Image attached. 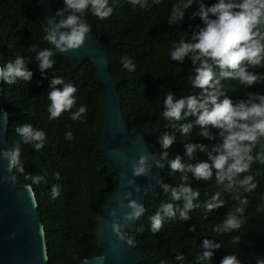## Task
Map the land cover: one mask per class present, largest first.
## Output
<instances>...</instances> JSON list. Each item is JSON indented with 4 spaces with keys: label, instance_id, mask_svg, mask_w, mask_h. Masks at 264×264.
<instances>
[{
    "label": "trees",
    "instance_id": "16d2710c",
    "mask_svg": "<svg viewBox=\"0 0 264 264\" xmlns=\"http://www.w3.org/2000/svg\"><path fill=\"white\" fill-rule=\"evenodd\" d=\"M183 2L162 0L157 5L153 0H145L147 6L141 8L133 6L129 0H109V5L114 8L109 18L98 20L91 12L86 16L92 26V36L97 37L107 50L108 71L117 80L116 91L126 129L133 132L146 125L150 134L144 133L145 143L150 151L160 154L164 150L159 145V138L165 132L176 139L167 150V159L161 160L163 168L160 167L158 195L144 196L145 211L133 228L123 231L124 237L126 241L131 239L133 244L130 246L142 254L136 264H219L228 254L237 255L241 264H255L256 257L264 259V211H257V207L264 205V163L259 160L247 173L254 176L257 188L251 192L239 190L241 198L248 200L243 217L245 222L239 230L222 234L213 231L239 204L237 190L225 192L216 184L215 175L211 180L197 181L190 173L186 183L199 192L194 203L201 207L190 212L188 220H181L178 215L175 219L166 218L157 233L150 228L149 218L162 203L183 205L182 198L172 201L170 191L165 192L161 187V182L170 188L181 183L182 174L172 172L168 160L176 155H180L185 164L207 160L206 153L200 151L192 159L184 156V144L203 143L211 150L212 145L219 142L216 129H210L215 140L199 136L198 126H194L189 135H182L178 131L179 124L188 121L176 122L177 128H172L162 116L163 98L168 92L178 99L200 91L188 81L189 76L194 75L195 65L191 60L185 57L181 63L170 58L173 44L181 39L188 41L195 26L202 23L199 17L190 18L197 8L193 4L184 10L182 21L168 24L172 6ZM214 2L205 0L206 4ZM52 6L55 15L63 7V0H52ZM45 26L39 15L38 0H0V66L21 55L33 73L27 82L18 80L9 85L0 81L2 109L7 117L6 141L10 148L19 141L15 128L26 123L45 133L44 147L39 151L21 143L20 160L25 173L13 169L10 177L32 190L42 225L46 264H78L83 258L101 253L95 242L94 218L116 183L117 174L98 151L103 89L92 64L84 60L72 68L63 55L53 52L54 65L42 76L35 61L36 53L28 51L30 46L37 51L52 48L44 40ZM124 56L130 57L136 65L134 72L122 67ZM249 70L264 74V67ZM54 76L62 77L65 83L77 88L74 94L76 106L71 111L86 106L87 113L80 120L73 121L67 111L57 119H49L48 92L51 89L48 83ZM221 84L225 94L234 101L243 98L247 91L264 94V84L248 89L234 80H222ZM57 87L62 88V85ZM193 119L189 117V120ZM69 131L73 134L71 140L65 136ZM260 152H264V138L256 145L253 155ZM57 172L59 180L55 179ZM25 175H42L44 180L38 185L32 184ZM53 185L60 188V195L55 199L51 196ZM216 192L221 193L224 206L206 213L204 205ZM192 225L196 226L195 232L188 230ZM141 228L143 231H138ZM236 236L240 237V243L233 242ZM204 239L221 244L220 248L212 249L210 260L200 259L205 251L201 246ZM177 255H183V259L177 260Z\"/></svg>",
    "mask_w": 264,
    "mask_h": 264
},
{
    "label": "clouds",
    "instance_id": "9594fccd",
    "mask_svg": "<svg viewBox=\"0 0 264 264\" xmlns=\"http://www.w3.org/2000/svg\"><path fill=\"white\" fill-rule=\"evenodd\" d=\"M129 2L141 8L147 6L145 0ZM161 2L162 0H153L157 5ZM193 4H196L197 8L190 18L199 17L202 23L195 26L188 41L181 39L173 44L170 58L181 63L185 57L191 60L195 65L194 75L189 76L188 81L193 88L200 91L178 99H174V94L168 92L163 98L162 116L172 128H177L176 122L188 121L179 124L178 131L182 135H189L193 127L198 126L199 136L208 140H215L218 136L219 142L214 143L211 150L203 143L184 144V156L192 159L194 154L200 151L206 153L207 160L185 164L182 163L180 155L168 160L171 171L182 174L181 183L170 188L168 184L161 182V187L165 192L170 191L172 201H180L182 198L183 205L180 207L174 206L173 203H162L149 218L153 233L160 231L166 218L171 220L178 215L181 220H188L189 213L201 207L200 204L194 203L199 197V192L194 191L190 184L186 183L189 173L197 181H208L215 175L216 184L225 192L237 190L236 199L239 204L226 214L223 222L216 225L213 231L222 234L239 230L245 222L243 217L248 204L247 198H241L239 190L251 192L257 188L254 176L247 173L251 171V165L256 160L264 163V152L253 155L256 145L264 138V94L247 91L243 98L234 101L225 94L221 84L222 80H234L247 89L253 85L264 84V74L249 70L264 67V0H215L211 4H206L205 0H184L183 3L172 6L167 19L168 24L173 25L182 21L184 10ZM113 11L109 0H63V7L44 22L46 25L44 40L51 44L52 48L37 51L34 46H30L28 49L36 53L35 61L41 75L44 76L45 71L54 65L53 48L56 54L76 50L83 46L86 37L92 36V26L86 20L88 12L98 20H105ZM27 64L21 55L7 61L0 66V81L9 85L15 84L18 80L30 81L33 73L26 67ZM121 64L129 72L136 69L130 57H122ZM57 85H62V88H58ZM48 88L51 89L48 92L50 120L59 118L66 111L71 113L70 118L73 121L80 120L87 113V108L83 105L76 111H71L76 106L74 94L77 88L73 84L65 83L62 77L54 76L49 80ZM232 91H235V88ZM189 117L194 119L189 120ZM210 129L217 130L216 136H213ZM15 132L20 140L9 149H0V158L8 161L9 173L15 169L24 174L25 169L20 160L21 143L32 145L33 149L39 151L44 147L45 133L27 123L16 127ZM65 136L68 140L73 139L71 131ZM175 140V136L168 132L159 138V145L164 150L161 152V160L167 159V150ZM147 161L148 157L144 154L136 160L129 161L132 175L148 174L151 165ZM156 166L163 168L160 161H156ZM25 179L38 185L44 180V176L25 175ZM55 179H60L59 172L55 174ZM128 183L131 184L132 181ZM59 195V186L53 185L52 198L55 199ZM220 195V192H216L205 203L206 213L224 206ZM130 197L131 193L127 192L124 199L118 202L120 207L130 209L120 218L125 222L123 226L139 219L145 211L142 204ZM257 211H264V205L257 207ZM109 215L115 217L116 210H110ZM105 223L110 224L114 230L122 227L117 220ZM188 230L195 232L196 226L192 225ZM233 242L240 243V237H234ZM127 243L132 245L133 241L128 239ZM201 246L205 251L200 259L210 260L213 255L212 249L220 248L221 244L204 239ZM176 259L182 260L183 255H177ZM219 264H241V260L237 255L228 254ZM255 264H264V259L256 257Z\"/></svg>",
    "mask_w": 264,
    "mask_h": 264
},
{
    "label": "water",
    "instance_id": "95a60500",
    "mask_svg": "<svg viewBox=\"0 0 264 264\" xmlns=\"http://www.w3.org/2000/svg\"><path fill=\"white\" fill-rule=\"evenodd\" d=\"M38 4L43 22L54 16L52 0H38ZM53 52H56L54 48ZM60 54L72 68L84 60L94 67L103 89L98 151L104 162L117 174L116 183L94 218L95 242L101 253L83 258L78 264H136L142 254L127 243L123 231L133 228L138 219L123 226L125 222L120 218L130 209L120 207L118 202L124 199L127 192L131 193V199L142 205L145 195H158L160 167L156 166V161L161 162V154L147 147L144 133L149 135L150 131L146 125L133 132L126 129L116 91L117 80L108 71L107 50L97 37H86L81 48ZM6 127L7 117L2 109L0 92V149L10 148L6 141ZM141 154L148 157L150 170L146 175L133 176L129 161L138 159ZM7 163V160L0 158V264H46L42 225L32 190L28 185L17 184L11 179ZM129 181L132 183L129 184ZM124 204H127V200ZM112 209L116 210L115 217L109 215ZM113 220H117L122 227L114 230L110 224L106 225L105 221Z\"/></svg>",
    "mask_w": 264,
    "mask_h": 264
}]
</instances>
